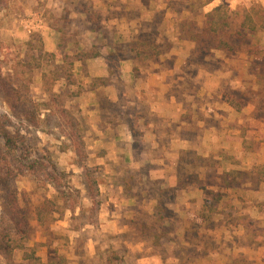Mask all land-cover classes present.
<instances>
[{
	"label": "crops",
	"instance_id": "1",
	"mask_svg": "<svg viewBox=\"0 0 264 264\" xmlns=\"http://www.w3.org/2000/svg\"><path fill=\"white\" fill-rule=\"evenodd\" d=\"M88 1L103 15L105 29H112L118 39L140 37L142 30L154 34L151 24L156 22L155 8L164 12L162 27L178 18V13L170 14L174 0ZM241 1L251 0H215L208 11L224 4L233 9ZM255 1L264 7V0ZM50 5L57 14V7L65 8L66 0H50ZM134 9L141 14H134ZM107 15L114 17L108 19ZM46 29L49 32L43 34H50L47 50L54 52L57 46L52 40L56 41L60 33L51 26ZM173 31L184 39L175 25ZM187 42L190 48L181 53L197 49L196 43L187 39L181 47ZM239 51L229 56L223 53L219 67L210 69L185 60L173 65L166 61L150 63L146 66L148 73L139 82L130 75L132 65L122 63L123 97L118 96L121 90L114 80H105L110 77L111 67L102 65L100 72H90L103 81L89 87L87 101L81 107L87 120L94 118V125L86 131L88 136H96L89 149L107 152L97 157V163L110 167L111 173L100 185L103 205L97 211L96 225L82 222V218L77 226L84 211L81 208L67 211L63 219L50 224L52 231L61 223L71 232L68 237L72 253L67 264L79 262L81 254L74 252L76 243L91 229L119 235L116 243L125 254H119L118 264H264V177L258 170L264 166V108L242 102L244 106L238 111L221 93L229 85L244 88L248 84L252 62L248 58L240 60ZM85 65L88 69L93 66L90 61ZM234 72L239 74L238 83ZM253 82L261 87L257 93L264 100L263 79L255 75ZM129 88L144 93L137 96ZM119 99L126 104L108 114L104 101L117 104ZM124 166L132 169V174L119 169ZM124 175H134L136 186L142 182L153 188L137 191ZM213 193L230 207L216 205L208 221L202 213ZM57 235H53L55 240L59 239ZM83 240L88 256L91 243L99 244L90 234ZM35 241H42L40 235L31 242Z\"/></svg>",
	"mask_w": 264,
	"mask_h": 264
},
{
	"label": "rangeland",
	"instance_id": "2",
	"mask_svg": "<svg viewBox=\"0 0 264 264\" xmlns=\"http://www.w3.org/2000/svg\"><path fill=\"white\" fill-rule=\"evenodd\" d=\"M205 1H172L170 14L178 13V18L174 23L166 22L165 27L163 26L164 28L161 25L164 12L155 8L156 15H154V19H156V22L151 24L154 34H149L148 31L142 30L140 37L128 38L123 36L118 39L117 37L114 38L112 29H105L104 27L103 33L98 34L97 31L93 30V25L85 20L87 15L81 11L82 8L85 9L84 4H87L88 7L92 5L88 0L80 2L77 0H66L65 8L57 7V14H54V7L50 5V0H0V127H5L15 140L13 144L7 146L5 139L0 136V166L9 164L12 168V173L9 176L5 175L7 170L0 173V175L5 179L7 176L10 189L17 193L20 206L28 212L31 218V240L28 242V248H35L38 256L46 264H67L66 262H68V258L72 253L68 237L71 232L68 228L63 227L60 223L59 227L52 231L50 224L39 225L35 220L37 207L46 198H53L57 194L54 185L50 181V174L58 179V182H55L57 190L69 192L68 187H71L72 191L76 192H72L71 205L75 209L81 208V210H84L83 214L77 219V226H79L82 218L84 219L82 222H89L94 225L98 223L97 211L103 205L100 185L106 180L105 177L110 176L111 173L110 167L106 168V165L102 166L97 163V157L104 155L106 151L103 153L102 151L89 149L94 145L96 136H88L86 131L94 125V118L87 120L85 117L88 115L84 114L82 111L84 107L83 109L81 107L87 101L86 93L89 91V87L93 88L103 81L93 77L90 72H100L102 65L111 67L110 77L105 80H114L118 84L119 90H121L118 96L123 97L121 93H123L125 88H122V82H120L124 76V72L120 69L122 63L132 65V73L130 71V75L134 77L136 82L145 78L148 73L146 68L148 64L159 61H166L169 62L168 65H173L185 60L201 66L207 65L206 68L208 69L219 67L221 62L219 58L225 52L214 53L215 45L212 36L203 33L206 28L205 14L208 12V6L203 5ZM189 6L191 7L190 12L188 11ZM232 10L230 27L227 29L226 34L230 36L231 42L237 45V51L240 50L239 52L242 53L239 55L240 60L248 58L252 62L251 76L247 79L248 84L243 88L236 84L238 83L239 74L234 72L236 79L234 84L236 85L232 87L229 85L224 87L225 89L222 88L221 93L224 97L231 96L241 103H247L252 108L255 105H258V108H264V100L259 99V96L262 95L257 93V91L261 90V87L254 86L253 82L255 75L264 81V7L255 0H251L248 2L241 1ZM65 11L68 12V15L74 13L69 17L68 24L64 27L62 22L56 21L55 23L58 27L62 26L66 30L65 37H67L69 42L67 52L74 54L76 48L73 47V43L77 42L79 43V49L90 50L94 46L99 47L101 57L88 60L93 64L89 69L85 63L80 65V62H76L77 64L75 63L74 67L76 84L67 85L64 80H59L51 96L45 93L41 76L37 70L30 74L33 82L28 93L19 90L13 98L6 95L1 83L12 80V83H15V88L17 90L20 88L18 81L12 79L14 73L10 69L16 60L25 58L28 50L26 44L31 39V36L35 33H40L44 38L46 48L50 49V34L44 35L43 33L49 32L46 28L50 27V21L56 18L60 19V16ZM93 11L99 13L98 9H94V7ZM118 12H122V10ZM133 12L137 15L141 14L137 9H134ZM109 13L111 14V11ZM247 13L252 15L258 29L254 33H248L246 40L240 43L233 35L240 28ZM113 17L107 15L108 19ZM143 17L148 19L146 15ZM139 22H142V18L139 19ZM144 22L147 23L148 21ZM183 22L186 23L185 26L182 24ZM174 25L175 29L180 27L185 32H188V29H192L193 34L202 38V43L196 45L197 49L193 53V50H188L191 52L190 55L188 51L187 53H181L182 50L186 51V49H189L190 44L187 42V45H183L185 47H181L182 41H185L187 37L180 40L174 31L172 32ZM142 26L145 27L144 24ZM222 37H225V35H222ZM52 41L57 46L60 42V35L56 41ZM143 42L148 43L140 45ZM131 47L137 48V51H130ZM137 52H139V56ZM248 54L250 55L249 57ZM46 69L49 70V68ZM21 72L22 70L19 69V73ZM149 72H152V70H149ZM27 78L28 76L24 74L19 77V80L25 81ZM129 92L132 94L136 93L137 96H141L144 93L143 90H133L132 88H129ZM122 99H119L117 104L104 101L106 102L107 113L111 114L120 110L122 105L126 104L125 101H121ZM12 102H14L13 105ZM243 106L244 104L242 103L241 107ZM125 111L128 113L132 112L130 108H126ZM10 150L13 151L14 157H11ZM33 162H37L41 166L35 176L20 173L19 166L21 164L30 165ZM109 163L111 162L106 161L105 164ZM187 167V174L190 176L191 171H189V166ZM119 169L123 170V172L128 170L130 174L133 172L132 169H128L126 166ZM145 172H140L139 175L143 176ZM90 174L98 181L99 195L95 192L93 183L90 180ZM127 177L124 175L125 179ZM128 180V184L132 185L137 191H142L144 188H153L152 184H142V182L139 186H136V177L134 175L129 176ZM102 190H105V187ZM5 195L6 192L0 191V210L3 205H6L4 202ZM96 195L97 197L92 199ZM206 202L213 203L208 207L204 204L206 209L202 214L208 216L209 219L212 215V209L218 207L216 205L222 204L221 208L224 207L223 209L230 207L221 203L222 200L220 201L215 193ZM66 213L67 211L62 215H57V218L63 219ZM231 218L230 215V220ZM96 231L91 229V232L86 231L85 235H80L74 250L76 255L81 254L80 263L77 261V264H107V259L113 253L125 254L116 243L119 235L113 234V231L110 230L106 235ZM54 233L58 234V240H55ZM89 234L97 239L99 245L97 246L92 242L89 255L86 256L88 252H86V240H83V237L86 239ZM38 235H40L42 241L32 243L31 241H34ZM90 252H92V255H90ZM1 264L28 263L23 260V253L17 251L13 257L2 259ZM71 264L73 263L71 262Z\"/></svg>",
	"mask_w": 264,
	"mask_h": 264
},
{
	"label": "trees",
	"instance_id": "3",
	"mask_svg": "<svg viewBox=\"0 0 264 264\" xmlns=\"http://www.w3.org/2000/svg\"><path fill=\"white\" fill-rule=\"evenodd\" d=\"M86 1V0H83ZM215 0H206L204 6L212 4ZM85 9L82 8V13H85L86 20L90 22L94 31H103L104 26L102 25L103 15L101 13H96L93 11L92 6L84 4ZM233 14V10L227 5H220L205 14L206 18V28L203 33L212 36L213 43L216 50L224 51L229 55L234 54L237 51V45L232 43L230 36L226 34L227 29L230 27V15ZM264 14V10H263ZM69 15L65 11L60 19L56 18L50 23V26L55 28L60 33V42L57 45L56 51L50 52L47 50L44 38L40 33H35L31 36V39L27 42V52L24 59L14 60L15 63L10 69L13 71L12 79L18 81L20 88L17 90L15 88V83L12 80H7L1 83L3 91L6 95L14 97L19 90L28 93L30 90V85L33 82V78L30 76L37 70L42 79V85L45 93H54V87L59 80H64L67 85H75L76 80L74 76V67L76 62L86 63L88 60L97 59L101 57V51L99 47L94 46L90 50L79 49V43L74 42L73 47L76 48L74 54L67 52V46L69 42L67 41L65 26L68 24ZM56 21L62 22L64 27H58L55 23ZM184 26L185 22L182 23ZM178 32H182V37H187L186 39L193 41L197 44L202 43V38L196 34H193L192 29H188V32L183 31L180 27L176 28ZM257 26L254 19L250 13H247L242 21L240 28L234 32V38L240 43L244 42L247 38L248 33H254L257 31ZM225 35V37H222ZM74 38V36H73ZM148 42H143L140 45H145ZM130 51H137V48L131 47ZM139 56V52H137ZM210 55V53H209ZM46 68H49L47 70ZM19 69L22 70L19 73ZM27 75L28 78L25 81L19 80L20 76ZM225 101L234 109L240 110L242 103L236 98L228 96L224 97ZM14 102H12L13 105ZM0 136L5 139L7 146L14 143V138L9 134L5 127H0ZM11 157H14L13 151L10 150ZM41 166L37 162H33L30 165L19 166V171L21 174L34 175ZM11 166L9 164H3L0 166V173L7 170L5 175L9 176L12 173ZM259 173L264 177V166L260 167ZM6 179L2 178L0 175V191L6 192L4 197V202L0 210V264L2 259L11 258L15 252L23 253V260L28 264H46L38 256L35 248H28V242L31 240V218L27 211L23 210L20 206V201L17 193L10 189V184ZM56 179V180H55ZM90 180L93 183L95 192L99 195V184L98 181L90 174ZM50 181L56 189V196L53 198H46L36 210L35 220L39 225H46L54 223L57 220V215H62L65 211H75V208L71 205L72 201V188L68 187L69 192L64 190H57L58 182L57 178H54L50 174ZM60 181V180H59ZM131 186V185H130ZM59 189V188H58ZM76 193V192H73ZM94 196L92 199L97 197ZM206 207L211 206L212 202H206ZM205 207V209H206ZM205 220L209 221L208 216L202 214ZM121 258L119 254L113 253L108 259L107 264H118Z\"/></svg>",
	"mask_w": 264,
	"mask_h": 264
}]
</instances>
